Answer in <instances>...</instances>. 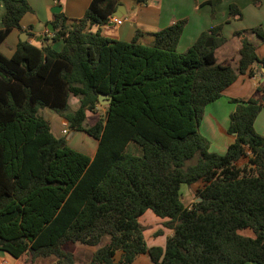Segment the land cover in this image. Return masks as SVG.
I'll return each instance as SVG.
<instances>
[{
    "label": "trees",
    "instance_id": "obj_1",
    "mask_svg": "<svg viewBox=\"0 0 264 264\" xmlns=\"http://www.w3.org/2000/svg\"><path fill=\"white\" fill-rule=\"evenodd\" d=\"M220 2L208 0L212 9ZM118 3L91 0L72 24L56 14L51 40L62 43L59 50L24 42L10 57L0 52V251L31 264H75L65 250L73 244L94 249L84 264H132L142 255L151 264H264V136L253 129L263 104L230 100L227 133L234 140L222 155L210 152L198 131L204 108L263 65L248 39L264 42L263 31L234 32L237 60L217 61L226 42L220 26L183 52L184 20L154 33L149 45L93 31L108 24ZM0 4L1 44L31 9L26 0ZM227 16L242 17L234 4ZM100 94L110 102L87 126ZM43 109L94 138V155L56 137ZM196 183L200 201L184 205L181 186ZM147 210L171 230L163 248L146 245L139 219Z\"/></svg>",
    "mask_w": 264,
    "mask_h": 264
},
{
    "label": "crops",
    "instance_id": "obj_2",
    "mask_svg": "<svg viewBox=\"0 0 264 264\" xmlns=\"http://www.w3.org/2000/svg\"><path fill=\"white\" fill-rule=\"evenodd\" d=\"M90 1L26 0L31 11L22 16L20 30H12L0 44V52L6 57H10L17 45L24 42L37 48L49 46L59 50L62 43L53 42L51 40L52 32L48 29V25L53 28L54 16L58 14L52 13V8L56 5L60 6L59 13L67 18L66 24H72L74 20H78L84 15ZM230 4L236 5L239 9L242 15L241 19L227 21ZM3 14L4 8L0 4V19ZM112 17L120 19L121 25L108 22V24L99 28L94 27L92 30H99L103 36L123 42H131L136 38L138 43L145 45L152 43L154 33L184 20L185 25L177 44L178 52L185 51L202 32L220 26V36L226 42L216 50L215 57L217 61L225 59L236 61L240 42L233 37V33L255 27L261 28L264 33V0H259L256 5L250 0H221L213 9L209 6L208 0H147L143 4H136L132 0H119ZM248 39L254 44L257 57L264 61V42L253 34L248 35ZM254 73L253 77H249L247 74L239 75L235 82L222 92L220 99L204 108L198 131L204 138L208 139V143L211 142V144L209 143L210 152L222 155L226 147L234 140V136L227 133L229 114L234 109V104L230 101L232 99L254 98L260 100L263 108L253 123V129L258 135L264 136V92H255L257 85L264 86V63L256 66ZM261 78L263 79L262 82L260 81ZM71 108L75 109L76 107ZM50 118L56 123L53 127L57 134L55 136L60 137L58 133L63 126L67 125V122L53 113H51ZM69 136L70 134L67 138ZM161 220L163 219L159 221ZM246 232V236L252 237L250 231L246 230ZM170 234L171 230L167 236ZM167 236L162 231L159 238L166 239ZM164 244H160L158 247L163 248ZM153 246L155 245H147V247ZM27 262L24 256L15 259L0 251V264H27ZM132 264H151V262L146 255H142L137 257Z\"/></svg>",
    "mask_w": 264,
    "mask_h": 264
},
{
    "label": "rangeland",
    "instance_id": "obj_3",
    "mask_svg": "<svg viewBox=\"0 0 264 264\" xmlns=\"http://www.w3.org/2000/svg\"><path fill=\"white\" fill-rule=\"evenodd\" d=\"M71 107H76L78 105L77 99H71L70 100ZM100 105V104H99ZM105 106L100 105L97 107L96 113H87L85 124L87 126H91L95 123V121L98 119V117L104 112ZM44 119L48 121L50 124L51 132L54 135H57L53 127L56 125V123L51 118V112L47 109H43L39 113ZM65 131V133H63ZM70 134L69 138L67 136ZM58 135L60 137H64L65 141L67 142L68 146L78 152L84 153L88 156H93L95 153V149L97 146V141L94 138L89 137L88 135L81 133V132H73L71 131L67 125L63 126L62 129L59 131ZM206 139V138H205ZM208 141V139H206ZM210 141V140H209ZM211 144V142H209ZM212 151V150H211ZM246 161L242 160L240 162L241 166ZM202 188L201 183L193 184L192 189L191 186L188 185H182L180 188V193L182 195V203L185 205H190L193 201H195V195L197 189ZM155 217L153 213L150 210H147L143 216L140 218V225L143 228V236L144 240L147 243L148 246L155 245L158 246L160 244H164L165 238H159L157 234L159 232L163 231L164 235H168L170 233V230L163 227V222L165 220H161ZM243 235H246V231L241 232ZM163 237V236H161ZM66 251H70L73 254V258L75 261V264H84L91 258V255L94 251L93 248L84 247L78 244L73 245H67L65 247ZM119 255H117L116 258H118ZM26 258V257H25ZM141 258V257H140ZM145 258V257H142ZM27 264H31L30 262H27ZM37 264H54V260L52 258L42 260L41 262Z\"/></svg>",
    "mask_w": 264,
    "mask_h": 264
},
{
    "label": "water",
    "instance_id": "obj_4",
    "mask_svg": "<svg viewBox=\"0 0 264 264\" xmlns=\"http://www.w3.org/2000/svg\"><path fill=\"white\" fill-rule=\"evenodd\" d=\"M61 10V7L56 5L52 8L51 12L52 13H59ZM115 16H117L115 13H114ZM48 29L50 32H53V28L51 27V25H48ZM212 46V42L210 39H208L206 42H205V47L206 48H209ZM260 81L262 82L263 79L261 78ZM98 102L100 105H104V106H107L110 102V98L106 97L105 95H98ZM197 201H200V199L198 198Z\"/></svg>",
    "mask_w": 264,
    "mask_h": 264
},
{
    "label": "built area",
    "instance_id": "obj_5",
    "mask_svg": "<svg viewBox=\"0 0 264 264\" xmlns=\"http://www.w3.org/2000/svg\"><path fill=\"white\" fill-rule=\"evenodd\" d=\"M108 22H110L112 24H115V25H121V23H122V21L120 19H117V18H114V17H111ZM63 133H65V131Z\"/></svg>",
    "mask_w": 264,
    "mask_h": 264
}]
</instances>
